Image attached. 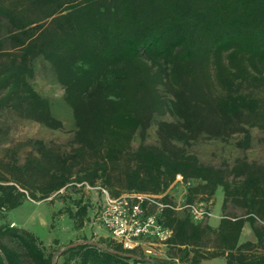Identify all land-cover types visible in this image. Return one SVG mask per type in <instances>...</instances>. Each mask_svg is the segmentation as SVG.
<instances>
[{
	"label": "trees",
	"instance_id": "1",
	"mask_svg": "<svg viewBox=\"0 0 264 264\" xmlns=\"http://www.w3.org/2000/svg\"><path fill=\"white\" fill-rule=\"evenodd\" d=\"M1 20L8 32L0 38V114L11 109L62 127L49 99L31 84L33 62L42 57L73 110L76 146L67 152L40 142L39 157L10 165L12 179L0 177V264H176L113 240L86 241L56 254L35 233L2 221L27 199L18 185L40 191L42 199L72 180L101 181L119 189L113 195L160 194L178 174L200 181L190 187L189 201L193 193L211 197L222 187L223 207L230 199L244 201L249 216H223L215 228L166 210L164 222L174 229L171 258L264 264V225L258 224L264 221V166L244 158L217 167L185 149L201 130L233 133L250 114H264V0H0ZM166 113L178 120L160 124V145L134 148L136 132L144 133L154 114ZM250 140L246 135L245 147ZM40 175L47 180L30 181ZM230 177L242 178L243 190L233 191ZM76 205L70 215H89V205ZM246 222L256 242L241 241Z\"/></svg>",
	"mask_w": 264,
	"mask_h": 264
},
{
	"label": "rangeland",
	"instance_id": "2",
	"mask_svg": "<svg viewBox=\"0 0 264 264\" xmlns=\"http://www.w3.org/2000/svg\"><path fill=\"white\" fill-rule=\"evenodd\" d=\"M7 32L8 22L1 20L0 38H5ZM33 67L34 75L31 78V84L38 93L49 99L53 114L62 121L63 125L60 128H52L36 120L21 117L14 110H3L0 114V177L8 180L12 179L9 172L10 165L22 166L31 154L34 157H39L38 143L43 142L47 146L60 147L62 151L67 152L76 146V125L73 110L65 101V90L59 83L52 65L44 58L38 57L34 60ZM160 89L166 98L172 99V94L164 87L161 86ZM177 118L172 113L154 114L147 130L144 133L142 130L136 132L132 139V146L137 148L142 142L160 145V124L164 121L175 122L178 120ZM248 134L251 140L249 146L245 147L244 141ZM185 149L187 153L197 155L203 163L217 167H232L238 159L244 158L249 162L264 166V114H258V111L250 114L233 133L229 130H224L220 134L201 130L200 134L185 146ZM75 177L76 174L73 178ZM241 179L229 178L228 181L231 183L233 191L243 190ZM46 180L47 178L44 180L41 175L30 179L32 183L40 182V184ZM72 181L67 188L44 199H42L40 191L27 190L25 186L18 185L20 191L26 192L27 199L20 207L10 212L6 211L5 216L7 217L2 222L35 233L47 250L54 251L56 254L63 252L67 246L74 243L86 241L104 243V241L112 240L103 227L92 224L93 206L90 202L95 197L94 193L85 189L84 186H78L74 180ZM8 183L13 182L9 181ZM199 183V180L193 179L192 186ZM95 185L103 184L98 181ZM261 185L264 190V178L261 179ZM108 188L110 191L119 190L114 186ZM219 189L221 190L218 200L222 199L220 193L224 190L222 187ZM168 190L176 199H180L183 195L185 197L190 195V188H186L180 183H176L174 186L170 185ZM192 197L194 200L208 203L212 209L216 203L217 195L210 197L206 193H199V195L193 193ZM81 200L83 205H89V215L83 217L84 219H76L69 214L68 209L72 207L76 212L78 208L76 203ZM239 201L234 202L230 199L226 207L222 208L221 216L247 218L249 216L248 203ZM218 209L217 204L215 213ZM209 221L210 219L204 221L203 224H209ZM258 224L264 225V221L258 218ZM251 237L252 227L249 222H246L243 239L249 240ZM170 248L168 245L157 246L158 255L155 257L175 262L174 258H171V252L176 253V250ZM261 250L264 251V248ZM137 251L142 253L140 250ZM145 255L147 256V254ZM61 259L62 257L59 258V261ZM180 263H182L181 260ZM176 264L178 263L176 262Z\"/></svg>",
	"mask_w": 264,
	"mask_h": 264
},
{
	"label": "built area",
	"instance_id": "3",
	"mask_svg": "<svg viewBox=\"0 0 264 264\" xmlns=\"http://www.w3.org/2000/svg\"><path fill=\"white\" fill-rule=\"evenodd\" d=\"M176 183L190 188L193 179L178 174L171 185ZM78 186H84L95 195L90 202L93 206L92 224L103 227L108 236L125 249L140 250L147 256H157V246L168 245L174 236L173 227L164 222L166 210L185 213L196 223L204 222L212 215L208 203L189 201L184 195L176 199L168 189L160 194L129 191L113 195L105 185L83 182ZM174 260L180 263L179 258Z\"/></svg>",
	"mask_w": 264,
	"mask_h": 264
},
{
	"label": "crops",
	"instance_id": "4",
	"mask_svg": "<svg viewBox=\"0 0 264 264\" xmlns=\"http://www.w3.org/2000/svg\"><path fill=\"white\" fill-rule=\"evenodd\" d=\"M220 190L221 189L217 190L218 192L216 191V193L214 194V195H217V197H216V203H215V205L212 208V215H211L210 221H209V225H211L212 227H215V228L218 227L219 224H220V222H221V219H222L221 213H222V208H223L224 199H225V192L223 190V192L220 193V196H222V199H219L218 200V194H219V191ZM198 195H199V193H198ZM189 196L190 195H188V197ZM217 204H218L219 209L215 213V206ZM245 226H246V224L244 225V228H243V231H242L241 241L242 242H245V241L256 242L257 241V237H256V235L254 233L253 228H252V237L249 240H244L243 239V234H244ZM203 263L204 264H226V257H224V256H218V257H214V258H210V259H205V260H203Z\"/></svg>",
	"mask_w": 264,
	"mask_h": 264
},
{
	"label": "water",
	"instance_id": "5",
	"mask_svg": "<svg viewBox=\"0 0 264 264\" xmlns=\"http://www.w3.org/2000/svg\"><path fill=\"white\" fill-rule=\"evenodd\" d=\"M80 243H74V244H72V245H70V246H76V245H79ZM127 255H129V256H132V254H127Z\"/></svg>",
	"mask_w": 264,
	"mask_h": 264
}]
</instances>
